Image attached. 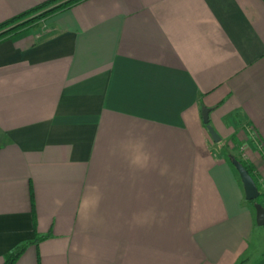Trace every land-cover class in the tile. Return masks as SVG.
<instances>
[{
    "label": "crops",
    "instance_id": "crops-1",
    "mask_svg": "<svg viewBox=\"0 0 264 264\" xmlns=\"http://www.w3.org/2000/svg\"><path fill=\"white\" fill-rule=\"evenodd\" d=\"M44 1L0 0V23ZM258 144L264 0L57 13L0 43V264L36 236L15 264H264L225 156L248 150L264 208Z\"/></svg>",
    "mask_w": 264,
    "mask_h": 264
},
{
    "label": "trees",
    "instance_id": "trees-1",
    "mask_svg": "<svg viewBox=\"0 0 264 264\" xmlns=\"http://www.w3.org/2000/svg\"><path fill=\"white\" fill-rule=\"evenodd\" d=\"M83 1L85 0H46L22 13L11 17L10 19L0 23V43L10 40L25 33L26 31L37 27L41 22L47 20L53 15L65 11ZM235 158L243 165V167L246 169L250 177L257 185L258 190H260L252 165L239 159L238 157ZM227 161L230 167L234 170V168L230 164V160ZM261 196L262 194H260V197L257 200L247 203L253 208L254 203H259ZM44 238L45 236H36L34 242L25 243L14 248L4 257L3 264H15L29 245L37 244Z\"/></svg>",
    "mask_w": 264,
    "mask_h": 264
},
{
    "label": "water",
    "instance_id": "water-1",
    "mask_svg": "<svg viewBox=\"0 0 264 264\" xmlns=\"http://www.w3.org/2000/svg\"><path fill=\"white\" fill-rule=\"evenodd\" d=\"M210 109L202 108L201 109V120L202 124L205 126L207 133L209 134L213 143H219L221 138L217 135V133L213 130V128L209 124V116ZM230 163L234 170L236 171L239 180L242 185L244 199L247 202H253L260 197L259 190L257 185L250 177L246 169L243 165L234 157H230ZM253 209L255 211V224L257 227H261L264 225V208L259 203H254Z\"/></svg>",
    "mask_w": 264,
    "mask_h": 264
},
{
    "label": "rangeland",
    "instance_id": "rangeland-1",
    "mask_svg": "<svg viewBox=\"0 0 264 264\" xmlns=\"http://www.w3.org/2000/svg\"><path fill=\"white\" fill-rule=\"evenodd\" d=\"M250 137H251L252 141H256V143H257V140L255 139V135H253V132H250ZM257 147L259 149V144L257 145ZM258 152L261 155V157H259V158H261V160H262L263 159L262 152H260V151H258ZM225 153H226L225 156H226L227 160H230V157H234V158L238 157L239 159H241L245 162H248V159L246 157V153L248 155H250L248 150H246L245 148L238 149L237 151H233V152L229 151V153L225 151ZM232 154H235L236 156H234ZM227 155H229V156H227ZM262 163H263V160H262ZM239 183L241 184L240 180H239ZM241 187H242V185H241ZM259 192H261V190H259ZM259 203H260V200H259ZM253 211H254V209H253ZM251 249H252L251 255L253 256V258L264 253V225L261 227H255V231H254L253 237L251 239Z\"/></svg>",
    "mask_w": 264,
    "mask_h": 264
},
{
    "label": "built area",
    "instance_id": "built-area-1",
    "mask_svg": "<svg viewBox=\"0 0 264 264\" xmlns=\"http://www.w3.org/2000/svg\"><path fill=\"white\" fill-rule=\"evenodd\" d=\"M259 149H260V152H262V146L259 144ZM262 156H263V164H264V153L262 152ZM261 189H264V185L262 186Z\"/></svg>",
    "mask_w": 264,
    "mask_h": 264
}]
</instances>
